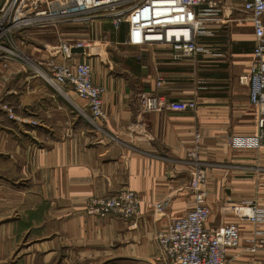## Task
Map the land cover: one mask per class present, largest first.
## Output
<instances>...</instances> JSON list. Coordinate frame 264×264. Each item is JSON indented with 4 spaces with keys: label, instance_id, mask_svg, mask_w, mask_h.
<instances>
[{
    "label": "crops",
    "instance_id": "1",
    "mask_svg": "<svg viewBox=\"0 0 264 264\" xmlns=\"http://www.w3.org/2000/svg\"><path fill=\"white\" fill-rule=\"evenodd\" d=\"M201 28L202 51L184 55L167 45L131 43L127 23L105 24L109 39L73 58L89 61L95 83L105 87L106 116L98 124L71 86L61 91L39 72L59 51L41 47L36 33L54 27L19 32L23 59L0 63V264H168L156 236L194 206L189 152L197 131L207 225L238 224L241 244L228 250V264H264V246L249 250L255 230L264 238V223L223 209L249 201L264 209V148L228 144L257 128L249 87L238 82L250 68L254 27L243 0H221ZM151 92L194 99L198 109L143 112L139 100ZM9 106L15 118H8ZM124 188L140 198L136 215L85 213L90 197ZM166 199L165 212H154Z\"/></svg>",
    "mask_w": 264,
    "mask_h": 264
},
{
    "label": "built area",
    "instance_id": "2",
    "mask_svg": "<svg viewBox=\"0 0 264 264\" xmlns=\"http://www.w3.org/2000/svg\"><path fill=\"white\" fill-rule=\"evenodd\" d=\"M221 0H5L0 7V63L18 60L17 44L12 37L16 31H40L68 21H80L88 16L110 18L115 29L122 23L129 26V41L144 45H167L184 55L202 51L197 42L204 34L201 24L208 15H216ZM243 9L250 16L254 27L252 59L247 72L239 75L238 82L249 87V99L256 122L252 134L231 136L228 144L233 148H264V0H243ZM84 43H64L59 52L66 60L56 66L49 60L47 69L39 70L45 80L60 88L71 86L78 96L87 101L88 119L96 124L105 118L103 94L105 87L95 83L92 64L73 60L72 48ZM19 48V47H18ZM20 49V48H19ZM84 53V52H83ZM164 78L159 76L157 87ZM143 112L163 110L196 111L194 99L171 101L159 92L141 96ZM12 115V113H10ZM98 124V123H97ZM193 149L189 159L195 171L188 184L194 198V206L184 215L173 218L164 230L157 233L159 248L168 264H228L227 252L241 244L237 223L225 222L218 227L207 225L211 210L207 204L208 191L204 184V162L199 158L201 134H194ZM169 200L155 204L154 212L164 213ZM140 198L129 188L108 196H92L87 200L85 212L98 218L117 215L131 218L139 213ZM224 211H232L239 219L255 225L264 223V209L255 201L225 203ZM261 231L255 230L250 240V251L264 246Z\"/></svg>",
    "mask_w": 264,
    "mask_h": 264
},
{
    "label": "rangeland",
    "instance_id": "3",
    "mask_svg": "<svg viewBox=\"0 0 264 264\" xmlns=\"http://www.w3.org/2000/svg\"><path fill=\"white\" fill-rule=\"evenodd\" d=\"M103 17H96V16H88L87 18H82L80 21L77 22H65L58 24L54 27L52 31L49 32H39L36 34H39L41 44H39L41 47H47L49 44V48L51 51L58 52L61 49V46L64 43H84L85 46L91 48L92 52H96L97 48L96 46L100 44V42H94L95 40H106L109 39V33H105L103 30V26L105 24H112L110 19H103ZM113 25V24H112ZM19 30L14 32L12 37L14 39V42L18 46L17 53L21 55L20 58L23 57V50L20 46V40L18 39ZM35 31H28L26 33H34ZM60 56V57H59ZM94 58V57H93ZM50 60L55 61V65L58 66L61 63H64L66 60L64 59V56L61 52L58 53L56 58H52ZM31 63V62H29ZM93 66L95 64V59L92 61ZM3 67V66H2ZM61 91L63 90L62 87L58 88ZM74 90V89H73ZM76 93V92H75ZM76 95H78L76 93ZM1 102V101H0ZM1 104V103H0ZM7 109H11V111H8V118H15V110L9 106ZM12 113V115H10ZM12 120V119H10ZM207 200V199H206ZM86 213V212H85Z\"/></svg>",
    "mask_w": 264,
    "mask_h": 264
},
{
    "label": "water",
    "instance_id": "4",
    "mask_svg": "<svg viewBox=\"0 0 264 264\" xmlns=\"http://www.w3.org/2000/svg\"><path fill=\"white\" fill-rule=\"evenodd\" d=\"M72 51L73 52H82L83 53L84 52V48L83 47H79V48L73 47Z\"/></svg>",
    "mask_w": 264,
    "mask_h": 264
},
{
    "label": "trees",
    "instance_id": "5",
    "mask_svg": "<svg viewBox=\"0 0 264 264\" xmlns=\"http://www.w3.org/2000/svg\"><path fill=\"white\" fill-rule=\"evenodd\" d=\"M122 24H123V23H122ZM122 24H121V25H122Z\"/></svg>",
    "mask_w": 264,
    "mask_h": 264
}]
</instances>
